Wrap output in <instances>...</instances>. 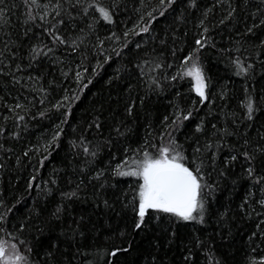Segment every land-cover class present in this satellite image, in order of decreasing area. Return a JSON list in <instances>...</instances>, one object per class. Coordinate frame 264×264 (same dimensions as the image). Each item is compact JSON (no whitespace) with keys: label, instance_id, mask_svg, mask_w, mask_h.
<instances>
[{"label":"trees","instance_id":"1","mask_svg":"<svg viewBox=\"0 0 264 264\" xmlns=\"http://www.w3.org/2000/svg\"><path fill=\"white\" fill-rule=\"evenodd\" d=\"M38 4L0 5L7 255L22 264L264 262V0ZM193 62L206 99L183 75ZM166 146L199 168L204 208L188 221L149 210L141 223L142 181L119 173Z\"/></svg>","mask_w":264,"mask_h":264},{"label":"snow or ice","instance_id":"2","mask_svg":"<svg viewBox=\"0 0 264 264\" xmlns=\"http://www.w3.org/2000/svg\"><path fill=\"white\" fill-rule=\"evenodd\" d=\"M25 2L30 6H39L38 0H25ZM163 2L164 0H161V3ZM3 3L4 0H0V5ZM98 10L104 20L111 21V15L107 10L104 8ZM2 18L3 12L0 10V21H2ZM30 18L34 20L36 17L31 16ZM143 31H147V28ZM56 39H59V37H56ZM197 44H201V41L198 40ZM188 60H191V57H188L185 63ZM183 75L193 79L196 94L202 99H206L205 89L207 84L202 67L193 62ZM247 107L249 116H251V102ZM187 118L185 117V119ZM185 159L175 148L161 147L158 155L153 156L151 153L145 152L142 160L133 161L135 168L119 173L123 176L138 177L142 181L137 194L138 216L141 223H143L149 210L170 213L185 221L195 219L193 213H202L204 208L202 192L206 185H202L203 177L199 168L188 167ZM249 171L251 172V169ZM137 227H140V223L137 224ZM12 247L16 248V245L13 244ZM24 259L25 257L18 252L14 256H8L6 242L0 240V261H2V264H22ZM261 264H264V262H261Z\"/></svg>","mask_w":264,"mask_h":264}]
</instances>
